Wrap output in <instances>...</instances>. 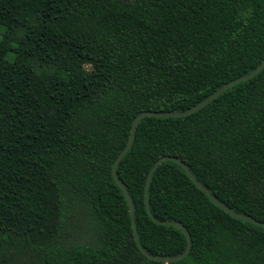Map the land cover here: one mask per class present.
Here are the masks:
<instances>
[{
	"label": "trees",
	"instance_id": "trees-1",
	"mask_svg": "<svg viewBox=\"0 0 264 264\" xmlns=\"http://www.w3.org/2000/svg\"><path fill=\"white\" fill-rule=\"evenodd\" d=\"M264 59V0H0V264H164L139 249L112 168L134 119L182 111ZM182 159L220 201L264 222V69L187 116H146L117 173L143 247L185 234L145 204L151 167ZM160 220L192 237L174 264H264V228L231 216L182 166L149 188ZM93 239L62 242L69 207Z\"/></svg>",
	"mask_w": 264,
	"mask_h": 264
},
{
	"label": "water",
	"instance_id": "water-1",
	"mask_svg": "<svg viewBox=\"0 0 264 264\" xmlns=\"http://www.w3.org/2000/svg\"><path fill=\"white\" fill-rule=\"evenodd\" d=\"M263 69H264V59L259 64V66L257 68H255V70H253L252 72L225 83L223 86H221L219 89H217L214 93H212L206 99H204L203 101H201L197 105L192 106L186 110H182V111H152V110H147V111H143V112L139 113L136 116V118L134 119L129 140H128L126 146L122 149V151L119 153V155L115 159V162H114L113 168H112V174H113L115 181L119 185V187L123 190L124 197H125L126 201L128 202V205L130 208V213H131V219H132L135 241H136L139 249L142 251V253L144 255H146L148 258L156 260V261H161L164 264L179 262L188 256V254L191 251L192 245H193L191 234L189 233L188 229L186 228V226L182 222L177 221V220H160V219L156 218L154 216V214L152 213L151 206H150V196H149L150 183H151V180L153 178L155 171L164 161L171 160V161L176 162L180 166H182L183 169L185 170V172L187 173V175L196 184V186L198 188H200L203 192H205L213 203H215L217 206H219L220 208H222L223 210L228 212L231 216H233L237 219L243 220L245 222H251L253 224H256V225L264 228V222L263 221L258 220L251 215L236 212L233 208L229 207L228 205H226L225 203L220 201L201 181H199L197 179L195 174L190 170L189 165L186 162H184L182 159L175 157V156L165 155V156L160 157L154 163V165L151 167V169L149 171V174H148V177L146 180V186H145V204H146V208H147L151 218L155 222H157L159 224H163V225H173V226L179 228L180 230H182V232L185 234L186 239H187V248L182 254L175 255V256L157 255V254L150 253L148 250H146L143 247V245L141 244V241H140V236H139V232H138V228H137V222H136V212H135L134 201H133L127 187L122 182V180L120 179V177L118 176V173H117V168H118L121 160L129 152V150L132 148V146L134 144V141L136 138L137 127L144 117H146V116L179 117V116L190 115L194 112L201 110L203 107H205L207 104L212 102L214 99H216L219 95H221L224 91H226L230 87L256 76Z\"/></svg>",
	"mask_w": 264,
	"mask_h": 264
},
{
	"label": "rangeland",
	"instance_id": "rangeland-1",
	"mask_svg": "<svg viewBox=\"0 0 264 264\" xmlns=\"http://www.w3.org/2000/svg\"><path fill=\"white\" fill-rule=\"evenodd\" d=\"M77 204L76 207H69L67 212L68 221L66 223V231L62 237V242L65 246L70 247L74 245L88 244L93 239L92 228L89 221ZM15 264H35L34 260L27 253L16 255L14 259ZM174 264V263H170Z\"/></svg>",
	"mask_w": 264,
	"mask_h": 264
}]
</instances>
